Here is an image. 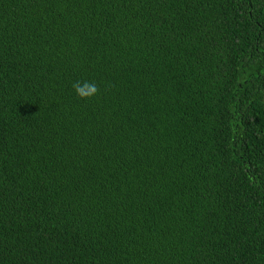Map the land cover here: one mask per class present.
Listing matches in <instances>:
<instances>
[{"label":"trees","instance_id":"trees-1","mask_svg":"<svg viewBox=\"0 0 264 264\" xmlns=\"http://www.w3.org/2000/svg\"><path fill=\"white\" fill-rule=\"evenodd\" d=\"M0 264H264V0H0Z\"/></svg>","mask_w":264,"mask_h":264},{"label":"clouds","instance_id":"clouds-1","mask_svg":"<svg viewBox=\"0 0 264 264\" xmlns=\"http://www.w3.org/2000/svg\"><path fill=\"white\" fill-rule=\"evenodd\" d=\"M72 88H73L75 94L80 99H83V100L91 99L99 91L97 84L95 82L89 81L87 79L76 80L72 84Z\"/></svg>","mask_w":264,"mask_h":264}]
</instances>
